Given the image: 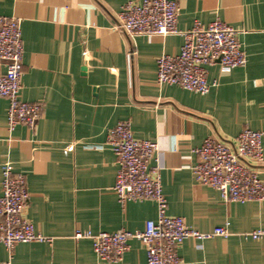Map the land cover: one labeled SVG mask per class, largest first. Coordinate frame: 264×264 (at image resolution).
Wrapping results in <instances>:
<instances>
[{"label": "crops", "instance_id": "0c3cea01", "mask_svg": "<svg viewBox=\"0 0 264 264\" xmlns=\"http://www.w3.org/2000/svg\"><path fill=\"white\" fill-rule=\"evenodd\" d=\"M126 1L0 0V14L20 20L21 98L44 107L35 125L10 130L9 102L0 97V193L3 167L11 163L27 179L25 216L50 237L17 243L11 263L148 264L138 239L109 261L92 239L74 237L77 229H143L157 218L153 199L123 205L114 190L118 163L107 136L130 119L135 137L159 144L151 166L160 169L168 213L202 232L230 231L185 239L179 264H264V239L243 234L264 228V199L224 200L193 172L194 148L207 136L231 143L244 127L264 131V0H177L181 29L220 17L238 29L247 55L244 66L210 65L207 77L216 84L205 94L157 82V57L179 53L184 37L121 32L116 17ZM258 168L264 179V162ZM7 259L0 243V262Z\"/></svg>", "mask_w": 264, "mask_h": 264}, {"label": "built area", "instance_id": "2783aa9c", "mask_svg": "<svg viewBox=\"0 0 264 264\" xmlns=\"http://www.w3.org/2000/svg\"><path fill=\"white\" fill-rule=\"evenodd\" d=\"M116 28L135 36L179 34L184 37L179 53H162L157 57V82L174 84L205 94L216 84L209 82L208 67L220 64L224 69L244 66L247 55L238 38V29L216 17L209 23L196 19L189 29L179 27L177 0H128L116 17ZM24 43L20 20L0 14V97L8 100V128L19 124L35 125L43 114V103L21 98ZM264 131L244 127L231 143L207 136L194 148L197 154L193 166L198 183L216 188L224 200L247 201L264 199V179L259 166L264 162L262 138ZM107 143L118 163L114 190L120 202L153 199L157 218L149 219L143 229L93 232L77 229L76 239H92L97 255L109 261L120 260L130 248L129 241L140 240L147 253L148 264H179V247L185 239H205L214 235L229 236L226 226L202 232L187 224L181 215L168 213V198L163 191L159 167L151 166L159 151L157 141L135 137L130 119H124L109 129ZM30 198L24 173L13 164L3 167L0 193V243L9 252V259L0 264H12L11 257L19 242L50 240L38 231L25 216ZM252 239H264V228L243 233Z\"/></svg>", "mask_w": 264, "mask_h": 264}, {"label": "water", "instance_id": "95a60500", "mask_svg": "<svg viewBox=\"0 0 264 264\" xmlns=\"http://www.w3.org/2000/svg\"><path fill=\"white\" fill-rule=\"evenodd\" d=\"M84 69H86V67H84Z\"/></svg>", "mask_w": 264, "mask_h": 264}]
</instances>
